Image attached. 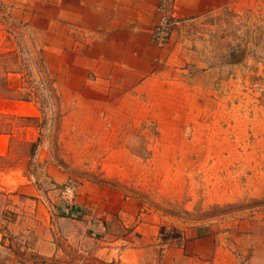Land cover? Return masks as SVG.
<instances>
[{
	"label": "rangeland",
	"instance_id": "obj_1",
	"mask_svg": "<svg viewBox=\"0 0 264 264\" xmlns=\"http://www.w3.org/2000/svg\"><path fill=\"white\" fill-rule=\"evenodd\" d=\"M34 4L0 0V83L10 87H0V133L10 135L0 156V230L9 240L11 230L20 233L26 209L38 206L22 193L28 181L53 187L47 161L77 192L93 183L137 201L130 228L111 226L115 236L154 223L164 247L264 211V0L184 21L170 14L164 43L153 37L159 19L153 43L171 44L172 57L142 87L131 77L93 81L92 73L80 87V73L49 71ZM25 102L36 118L9 108ZM59 245L58 257L46 259L26 254L16 239L6 257L18 264H120Z\"/></svg>",
	"mask_w": 264,
	"mask_h": 264
},
{
	"label": "crops",
	"instance_id": "obj_2",
	"mask_svg": "<svg viewBox=\"0 0 264 264\" xmlns=\"http://www.w3.org/2000/svg\"><path fill=\"white\" fill-rule=\"evenodd\" d=\"M34 1V17L43 21L45 46L50 49L45 58L49 71L51 68L80 73L85 76L82 83H76L80 87L85 85L89 73L94 75L93 81H126L131 77L137 81V87H142L172 57L171 44L159 47L152 40L153 30L162 17L160 5H166L177 21H184L225 8L240 10L253 0ZM63 57L67 59L65 67H56L54 60ZM116 73L119 76L115 77ZM22 104L9 108L24 109L26 115L18 111L15 114L36 118L31 103ZM9 141L10 135L0 133V156L7 155ZM47 163L53 187L45 191L36 181H28L22 193L26 201H37L38 206L26 209L25 220L17 229L20 233L11 230L13 240L0 230L2 262L18 264L13 254L6 257L18 239L26 254L46 259L58 257L63 251L59 245L62 242L83 254L92 252L120 264H264V211L241 219L230 228L222 227L203 237H190L180 244L163 247L156 239L158 229L154 223L137 224L121 236L113 234L111 226L115 223L122 230L130 228L139 209L136 200L110 187L85 183L80 185L75 200L67 202L60 186L69 177ZM137 231L142 234L140 237Z\"/></svg>",
	"mask_w": 264,
	"mask_h": 264
},
{
	"label": "built area",
	"instance_id": "obj_3",
	"mask_svg": "<svg viewBox=\"0 0 264 264\" xmlns=\"http://www.w3.org/2000/svg\"><path fill=\"white\" fill-rule=\"evenodd\" d=\"M159 12L162 14L158 29L155 31L153 37L158 43H164L165 38L168 36V31L171 28L172 19L169 17V9L166 5L162 4L158 7ZM77 185L72 181L67 182L65 188L62 190L61 195L67 202H72L77 197ZM0 264H6L0 261Z\"/></svg>",
	"mask_w": 264,
	"mask_h": 264
},
{
	"label": "trees",
	"instance_id": "obj_4",
	"mask_svg": "<svg viewBox=\"0 0 264 264\" xmlns=\"http://www.w3.org/2000/svg\"><path fill=\"white\" fill-rule=\"evenodd\" d=\"M0 87H2L3 89L7 90V89H10L8 87V83H6V80L2 81V84L0 83ZM60 97H58L59 99Z\"/></svg>",
	"mask_w": 264,
	"mask_h": 264
}]
</instances>
